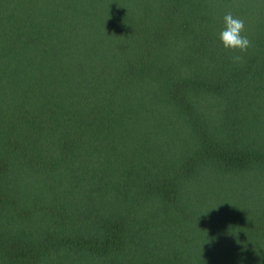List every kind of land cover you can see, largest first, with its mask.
<instances>
[{
    "label": "trees",
    "instance_id": "1",
    "mask_svg": "<svg viewBox=\"0 0 264 264\" xmlns=\"http://www.w3.org/2000/svg\"><path fill=\"white\" fill-rule=\"evenodd\" d=\"M0 264H264V0H0Z\"/></svg>",
    "mask_w": 264,
    "mask_h": 264
},
{
    "label": "clouds",
    "instance_id": "2",
    "mask_svg": "<svg viewBox=\"0 0 264 264\" xmlns=\"http://www.w3.org/2000/svg\"><path fill=\"white\" fill-rule=\"evenodd\" d=\"M244 31V20L228 12L223 16V28L219 33V40L225 49L246 52L252 46V42L246 35H242ZM240 59L239 55L233 56L234 62ZM208 242L211 243V240L209 239Z\"/></svg>",
    "mask_w": 264,
    "mask_h": 264
}]
</instances>
